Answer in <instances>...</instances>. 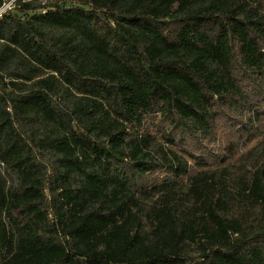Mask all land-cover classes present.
<instances>
[{
    "label": "trees",
    "instance_id": "16d2710c",
    "mask_svg": "<svg viewBox=\"0 0 264 264\" xmlns=\"http://www.w3.org/2000/svg\"><path fill=\"white\" fill-rule=\"evenodd\" d=\"M9 3L0 264H264V0Z\"/></svg>",
    "mask_w": 264,
    "mask_h": 264
},
{
    "label": "rangeland",
    "instance_id": "374dc122",
    "mask_svg": "<svg viewBox=\"0 0 264 264\" xmlns=\"http://www.w3.org/2000/svg\"><path fill=\"white\" fill-rule=\"evenodd\" d=\"M230 198H231V202L233 204H236L241 199L240 197H237V196H232Z\"/></svg>",
    "mask_w": 264,
    "mask_h": 264
},
{
    "label": "built area",
    "instance_id": "2783aa9c",
    "mask_svg": "<svg viewBox=\"0 0 264 264\" xmlns=\"http://www.w3.org/2000/svg\"><path fill=\"white\" fill-rule=\"evenodd\" d=\"M10 6H11V3H9L8 5H6V6L4 7V9H3L2 11H0V13H2L4 10L8 9Z\"/></svg>",
    "mask_w": 264,
    "mask_h": 264
}]
</instances>
